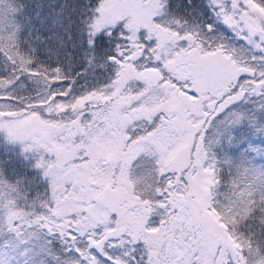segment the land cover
Wrapping results in <instances>:
<instances>
[{
  "label": "snow or ice",
  "instance_id": "6c2138e0",
  "mask_svg": "<svg viewBox=\"0 0 264 264\" xmlns=\"http://www.w3.org/2000/svg\"><path fill=\"white\" fill-rule=\"evenodd\" d=\"M0 264H264V0H0Z\"/></svg>",
  "mask_w": 264,
  "mask_h": 264
}]
</instances>
